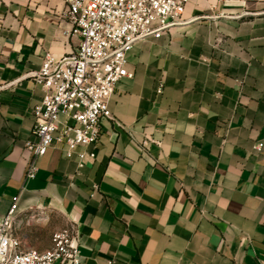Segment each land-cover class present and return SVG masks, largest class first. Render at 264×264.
I'll list each match as a JSON object with an SVG mask.
<instances>
[{
  "label": "crops",
  "instance_id": "obj_1",
  "mask_svg": "<svg viewBox=\"0 0 264 264\" xmlns=\"http://www.w3.org/2000/svg\"><path fill=\"white\" fill-rule=\"evenodd\" d=\"M66 7L0 0V219L19 194L16 232L39 249L75 222L85 264H264V0H189L129 52L95 158L55 143L26 178L28 73L76 50Z\"/></svg>",
  "mask_w": 264,
  "mask_h": 264
},
{
  "label": "built area",
  "instance_id": "obj_2",
  "mask_svg": "<svg viewBox=\"0 0 264 264\" xmlns=\"http://www.w3.org/2000/svg\"><path fill=\"white\" fill-rule=\"evenodd\" d=\"M66 2L70 34L78 36L79 43L75 51L60 57L48 52L40 69L28 73L41 84L43 94L33 105L37 140L27 141L33 157L26 178L37 175L38 157L55 143L62 144L67 156L77 155L80 165L95 158L102 119L115 118L110 98L118 82L134 74L128 67L129 52L140 39L169 32L189 0ZM157 91H163L162 82ZM263 144L259 141L258 147ZM89 145H93L90 150ZM18 201L16 194L0 219V264H85L75 222L56 229L47 248L24 247L16 232Z\"/></svg>",
  "mask_w": 264,
  "mask_h": 264
},
{
  "label": "rangeland",
  "instance_id": "obj_3",
  "mask_svg": "<svg viewBox=\"0 0 264 264\" xmlns=\"http://www.w3.org/2000/svg\"><path fill=\"white\" fill-rule=\"evenodd\" d=\"M32 215H33V214H32ZM30 217H31V216H30ZM29 225H30V224H29ZM44 227H47V226H44ZM53 232H54V231H53ZM53 232H52V233H53ZM44 236H45V234H44ZM51 237H52V235H51Z\"/></svg>",
  "mask_w": 264,
  "mask_h": 264
}]
</instances>
